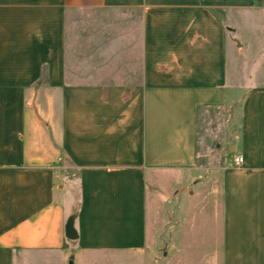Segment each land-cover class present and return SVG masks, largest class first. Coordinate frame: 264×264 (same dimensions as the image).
<instances>
[{
	"label": "crops",
	"instance_id": "0c3cea01",
	"mask_svg": "<svg viewBox=\"0 0 264 264\" xmlns=\"http://www.w3.org/2000/svg\"><path fill=\"white\" fill-rule=\"evenodd\" d=\"M253 2L0 0V264H147L148 179L198 168L212 112L230 123L217 144L220 252L177 250L166 264H264V0ZM104 8L139 10V43L93 38L80 57L71 15ZM244 10L261 16L257 39L228 26Z\"/></svg>",
	"mask_w": 264,
	"mask_h": 264
},
{
	"label": "rangeland",
	"instance_id": "374dc122",
	"mask_svg": "<svg viewBox=\"0 0 264 264\" xmlns=\"http://www.w3.org/2000/svg\"><path fill=\"white\" fill-rule=\"evenodd\" d=\"M253 1L256 4L262 2ZM238 4L246 3H229L232 6ZM218 12L222 13L219 9ZM250 13L240 11L241 21L233 15L226 20L228 26L236 30L235 34L244 40L248 37L257 39L261 28L260 14ZM69 30L73 52L76 50L80 57H86L91 54L89 44L93 38L118 37L129 31L134 42L139 43L141 13L122 8L80 9L72 13ZM227 118L224 112H212L206 121H202L197 169L157 171L148 179L147 264H166L171 260L165 258L166 254L177 250L220 252L224 154L220 152L223 146L217 144L223 143L229 132ZM206 153L210 156H204ZM205 236H215L216 242L204 243Z\"/></svg>",
	"mask_w": 264,
	"mask_h": 264
},
{
	"label": "water",
	"instance_id": "95a60500",
	"mask_svg": "<svg viewBox=\"0 0 264 264\" xmlns=\"http://www.w3.org/2000/svg\"><path fill=\"white\" fill-rule=\"evenodd\" d=\"M66 234L67 237L70 239H76L77 238V232L74 228L73 222L69 221L67 227H66ZM70 264H73L72 262H70Z\"/></svg>",
	"mask_w": 264,
	"mask_h": 264
},
{
	"label": "built area",
	"instance_id": "2783aa9c",
	"mask_svg": "<svg viewBox=\"0 0 264 264\" xmlns=\"http://www.w3.org/2000/svg\"><path fill=\"white\" fill-rule=\"evenodd\" d=\"M235 163H236L237 166H242L243 163H244V158H243V156H238V157H236V158H235Z\"/></svg>",
	"mask_w": 264,
	"mask_h": 264
}]
</instances>
